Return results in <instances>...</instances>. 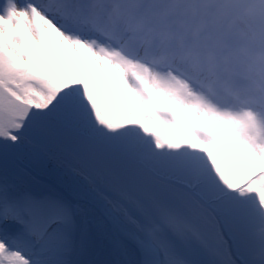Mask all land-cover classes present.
Wrapping results in <instances>:
<instances>
[{"label":"snow or ice","instance_id":"obj_1","mask_svg":"<svg viewBox=\"0 0 264 264\" xmlns=\"http://www.w3.org/2000/svg\"><path fill=\"white\" fill-rule=\"evenodd\" d=\"M107 7L0 0V264H264V0H177L179 46Z\"/></svg>","mask_w":264,"mask_h":264},{"label":"rangeland","instance_id":"obj_2","mask_svg":"<svg viewBox=\"0 0 264 264\" xmlns=\"http://www.w3.org/2000/svg\"><path fill=\"white\" fill-rule=\"evenodd\" d=\"M106 4L108 0H105ZM113 1V0H111ZM122 2L125 9H134L136 8L141 0H119ZM150 3H153V0H150ZM155 4V3H153ZM160 12L156 17V21L152 23L153 28H157L160 26L162 30H164L167 34L173 33L175 30V26L180 19V16H177L174 20L169 21L166 19V14L172 13L174 10L175 4L171 3L170 0H167L166 4L161 8L160 4ZM153 12L149 13V15L144 19V21L148 20ZM174 26V27H173ZM163 27V28H162ZM174 30V31H173ZM186 36L192 40L195 44L198 43V28L196 25H193L189 22H185L184 32ZM31 148H25V150L18 156L21 160L30 166L34 171H36L40 175H44L50 178L53 182L58 183L59 185H70L71 177L65 174V169L62 165L58 164L51 158V154L41 157H34L31 155ZM12 165L25 177L26 180L30 182H35L40 185H47L45 182L41 181L38 176H30L26 170H23L19 166H17L13 161Z\"/></svg>","mask_w":264,"mask_h":264},{"label":"bare ground","instance_id":"obj_3","mask_svg":"<svg viewBox=\"0 0 264 264\" xmlns=\"http://www.w3.org/2000/svg\"><path fill=\"white\" fill-rule=\"evenodd\" d=\"M116 6V5H115ZM115 6L114 7H112V8H108L107 10H106V18H108V17H112V15H114V13H113V10H114V8H115ZM116 7H118V6H116ZM157 14H155V13H152L151 14V16H150V18H149V20H148V22H149V24L151 25L152 23H154V21H156V16ZM185 22H187L184 18H183V16H182V18H181V24H180V26H178V27H176L175 28V31L173 32V33H169V35H168V40H165V39H163V35H159V34H157V33H159V31H157V32H155V30L154 29H148V31L149 32H151L152 33V35H154L155 37H156V43H158V44H160L161 46H166L169 42H174V44L176 45V46H178V43H179V45H181L182 44V42H181V40H180V38L181 37H183V36H186V33H183L184 32V29H185ZM169 37H171V38H169ZM139 37H136L135 39H134V42H137L136 41V39H138ZM130 39H133V38H130ZM159 40H163L162 42H160ZM143 42L144 41H142L141 39H140V41L137 43L138 45L139 44H143ZM165 42V43H164ZM164 43V44H163ZM205 55L207 56V53H205ZM46 179V180H45ZM45 179H43V180H41V181H48V182H50V178H48V177H45ZM54 184H55V186H58L57 184H56V182H54ZM93 231L95 232V228L93 227ZM101 258H103V257H101Z\"/></svg>","mask_w":264,"mask_h":264},{"label":"water","instance_id":"obj_4","mask_svg":"<svg viewBox=\"0 0 264 264\" xmlns=\"http://www.w3.org/2000/svg\"><path fill=\"white\" fill-rule=\"evenodd\" d=\"M114 19V21H112L111 23H113V22H115L117 19H118V17H114L113 18ZM110 23V24H111ZM157 34H162V33H157ZM163 35V39H165V40H167L168 39V34H162ZM140 39L143 41V39L142 38H139V39H137V42H135V43H138L139 41H140ZM160 42H162L163 40H159ZM165 43V42H164ZM163 43V44H164ZM178 46H179V43H178Z\"/></svg>","mask_w":264,"mask_h":264},{"label":"clouds","instance_id":"obj_5","mask_svg":"<svg viewBox=\"0 0 264 264\" xmlns=\"http://www.w3.org/2000/svg\"><path fill=\"white\" fill-rule=\"evenodd\" d=\"M167 0H153V3L155 4H160V5H165ZM171 3L176 4L177 0H170Z\"/></svg>","mask_w":264,"mask_h":264},{"label":"flooded vegetation","instance_id":"obj_6","mask_svg":"<svg viewBox=\"0 0 264 264\" xmlns=\"http://www.w3.org/2000/svg\"><path fill=\"white\" fill-rule=\"evenodd\" d=\"M17 166H19L16 162H15V160L13 161ZM20 167V166H19ZM21 168V167H20Z\"/></svg>","mask_w":264,"mask_h":264}]
</instances>
